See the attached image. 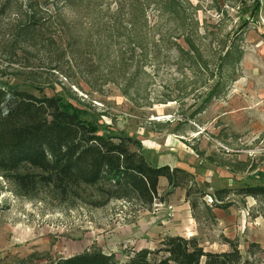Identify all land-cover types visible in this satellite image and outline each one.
Wrapping results in <instances>:
<instances>
[{"label": "rangeland", "instance_id": "obj_1", "mask_svg": "<svg viewBox=\"0 0 264 264\" xmlns=\"http://www.w3.org/2000/svg\"><path fill=\"white\" fill-rule=\"evenodd\" d=\"M21 92L72 102L190 175L147 204L107 184L22 193L0 169V264L125 262L166 235L264 264V195L238 193L264 185V0H0V140Z\"/></svg>", "mask_w": 264, "mask_h": 264}, {"label": "trees", "instance_id": "obj_2", "mask_svg": "<svg viewBox=\"0 0 264 264\" xmlns=\"http://www.w3.org/2000/svg\"><path fill=\"white\" fill-rule=\"evenodd\" d=\"M259 9L260 1L252 9V17L259 14ZM243 54L238 52L239 61ZM219 86L216 85L209 99L219 94ZM21 94L11 111L14 119L10 121L6 138L0 140V169L9 173L22 193L33 192L39 185L50 186L69 199L79 196L88 186L107 184L151 204L159 198L161 177L167 178L174 188L183 185L190 175L180 167L151 163L137 135L113 128L100 132L86 118L87 112L72 102L65 104L57 95L38 98ZM238 193L264 195V185H249ZM50 264L254 263L243 258L236 243L231 244V250L212 252L204 249L196 237L166 235L159 248L138 250L125 262L116 254L94 250L60 257Z\"/></svg>", "mask_w": 264, "mask_h": 264}, {"label": "crops", "instance_id": "obj_3", "mask_svg": "<svg viewBox=\"0 0 264 264\" xmlns=\"http://www.w3.org/2000/svg\"><path fill=\"white\" fill-rule=\"evenodd\" d=\"M245 52H244V54H243V59L245 58ZM243 59H242V61H243ZM241 61V62H242ZM165 165V164H169V165H171V163L170 162H168V161H158V163H157V165ZM174 167H178L177 165L176 166H174ZM181 168V167H180ZM183 169V168H182ZM185 170V169H184ZM187 171V170H186ZM163 179H165V177H161V179H160V182L161 181H163ZM167 179V178H166ZM182 236V235H181Z\"/></svg>", "mask_w": 264, "mask_h": 264}]
</instances>
